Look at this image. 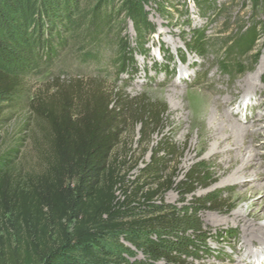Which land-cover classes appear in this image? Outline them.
Segmentation results:
<instances>
[{"label":"rangeland","instance_id":"1","mask_svg":"<svg viewBox=\"0 0 264 264\" xmlns=\"http://www.w3.org/2000/svg\"><path fill=\"white\" fill-rule=\"evenodd\" d=\"M198 1L0 2V48L5 53L0 67L24 80L23 87L5 99L12 113L0 127V152L20 144L13 160L15 177L37 178L46 167L36 147L40 133L29 104L56 79H80L84 87L116 94L125 123L110 161L122 188L128 189V200L133 191L151 188L149 180L144 183L143 170L156 159L163 139L178 153L172 166L175 181L195 164L207 168L208 179L190 194L160 190L147 204H131L132 213L174 214L180 225L148 233L173 261L155 260L144 245L121 240L123 257L130 264H264V237H244L241 226L226 219L246 203L235 199L232 183L219 177L216 158L207 151L211 142L200 135L209 126L208 117L194 108L200 96L230 98L228 108L241 125L258 123L254 112L249 116L251 102L243 103L240 81L264 61V0H206V8ZM249 35L253 42L243 54L238 40ZM261 98L259 94L254 101ZM145 105L164 112L160 127L141 142L133 114ZM238 108L243 113H237ZM263 180L264 175L257 181ZM116 196L124 199L120 190ZM10 220L0 225L1 252L17 239ZM258 222L264 228V218Z\"/></svg>","mask_w":264,"mask_h":264},{"label":"trees","instance_id":"2","mask_svg":"<svg viewBox=\"0 0 264 264\" xmlns=\"http://www.w3.org/2000/svg\"><path fill=\"white\" fill-rule=\"evenodd\" d=\"M0 2L12 5V0ZM201 2L206 8L207 1ZM251 37L238 40L243 54L251 47ZM23 81L0 67V127L12 113L11 102L4 101L23 87ZM84 85L80 79H56L31 100L30 112L40 133L36 147L46 162L37 178L15 177L13 160L20 144L0 152V225L3 219H11L17 235L13 246L0 251V264H130L123 257L121 240L144 245L155 260L173 261L148 233L179 226V218L163 213L138 215L130 212L131 204L139 200L147 204L160 190L190 194L208 179L207 168L195 164L175 181L172 166L178 153L174 144L163 139L154 153L156 159L143 170L144 183L149 180L151 188L139 194L133 191L128 200V189L122 188L110 161L125 123L123 108L116 104V94ZM163 112L151 105L134 111L141 142L160 127ZM116 190L124 195L122 201Z\"/></svg>","mask_w":264,"mask_h":264},{"label":"bare ground","instance_id":"3","mask_svg":"<svg viewBox=\"0 0 264 264\" xmlns=\"http://www.w3.org/2000/svg\"><path fill=\"white\" fill-rule=\"evenodd\" d=\"M240 85L245 91L243 103L252 104L249 116L254 112L253 121L258 123L241 125L228 108L230 98L200 96L194 108L201 116L208 117L209 126L202 128L200 135H206L211 142L207 151L216 158L219 177L223 178L222 182L232 183L235 199L246 203L245 208L240 206L229 212L226 219L241 226L244 237L263 238L264 228L258 221L264 218V180H257L264 175V61L253 75L243 77ZM259 94L262 98L255 102Z\"/></svg>","mask_w":264,"mask_h":264}]
</instances>
